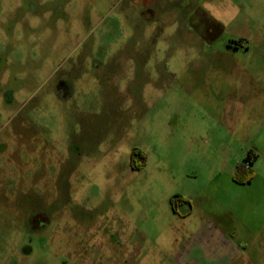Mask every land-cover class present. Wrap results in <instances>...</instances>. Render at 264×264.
Listing matches in <instances>:
<instances>
[{
	"label": "rangeland",
	"instance_id": "rangeland-1",
	"mask_svg": "<svg viewBox=\"0 0 264 264\" xmlns=\"http://www.w3.org/2000/svg\"><path fill=\"white\" fill-rule=\"evenodd\" d=\"M0 264H264V0H0Z\"/></svg>",
	"mask_w": 264,
	"mask_h": 264
},
{
	"label": "flooded vegetation",
	"instance_id": "flooded-vegetation-1",
	"mask_svg": "<svg viewBox=\"0 0 264 264\" xmlns=\"http://www.w3.org/2000/svg\"><path fill=\"white\" fill-rule=\"evenodd\" d=\"M69 87L64 83V82H59L57 84V87H56V95L59 97V98H65L66 97V94L68 92V89ZM140 153L137 152L136 150H132L131 153H130V157H133L135 155H139ZM140 156V155H139ZM172 210L174 211L175 210V204L174 202L172 203V206H171ZM40 217V216H39ZM39 217L37 216H32L31 217V221L35 224L37 220H39ZM34 226V225H33Z\"/></svg>",
	"mask_w": 264,
	"mask_h": 264
},
{
	"label": "trees",
	"instance_id": "trees-1",
	"mask_svg": "<svg viewBox=\"0 0 264 264\" xmlns=\"http://www.w3.org/2000/svg\"><path fill=\"white\" fill-rule=\"evenodd\" d=\"M239 170H240V171H243L244 179L239 180V177L236 175L237 178L235 177V180H236L237 182H242V184H243V183H249L250 180L255 176V172H254L253 170H250L249 167L242 168V167L240 166V167H239ZM175 199H176V200H180L179 196H177Z\"/></svg>",
	"mask_w": 264,
	"mask_h": 264
},
{
	"label": "crops",
	"instance_id": "crops-1",
	"mask_svg": "<svg viewBox=\"0 0 264 264\" xmlns=\"http://www.w3.org/2000/svg\"><path fill=\"white\" fill-rule=\"evenodd\" d=\"M256 156V155H255ZM251 168V167H250ZM256 175H257V173H256ZM227 251H229V252H231V258L233 259V257H234V255H236V253H237V251L235 250V248L234 247H231L229 250H227Z\"/></svg>",
	"mask_w": 264,
	"mask_h": 264
}]
</instances>
